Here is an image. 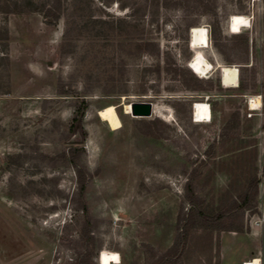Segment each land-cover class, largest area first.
I'll return each mask as SVG.
<instances>
[{
    "label": "rangeland",
    "instance_id": "obj_1",
    "mask_svg": "<svg viewBox=\"0 0 264 264\" xmlns=\"http://www.w3.org/2000/svg\"><path fill=\"white\" fill-rule=\"evenodd\" d=\"M60 2L57 22L0 12V264H100L103 250L156 264L191 195L211 218L253 179L254 208L199 221L177 264H264V0ZM233 14L251 26L231 33ZM192 27L209 32L207 78L188 67ZM218 65L238 69V87L223 86ZM144 102L163 116L126 113ZM196 102L210 104V123L194 122ZM111 105L118 130L98 116ZM71 148L82 149L83 195L60 157Z\"/></svg>",
    "mask_w": 264,
    "mask_h": 264
},
{
    "label": "trees",
    "instance_id": "obj_2",
    "mask_svg": "<svg viewBox=\"0 0 264 264\" xmlns=\"http://www.w3.org/2000/svg\"><path fill=\"white\" fill-rule=\"evenodd\" d=\"M60 11V0H45L42 4H39L38 2H36V0H0V12L6 15H21L30 12H41L43 13L46 20L57 22L60 18ZM216 33L217 28H213L212 35L215 39H217ZM80 110L81 109H79V112H77V114L80 113L82 116L84 108L81 111ZM75 119H77V116ZM81 151L82 149L80 148H71L68 153L65 152L60 157L63 161L70 163L71 165H73V167L76 168L77 181L79 184V194L83 195L86 189L87 177L85 172L80 169L77 164V159ZM194 173L191 176V183L188 184V187L190 185L189 190L191 189L192 181H194ZM258 184V179H253L250 182L246 192L239 197L238 201L234 202L231 207L222 210L217 215L211 216V218L206 213L199 212V209L194 206V195H191L189 201L193 207L190 209L189 213L182 214V216L180 217V223L182 226H180L181 230L179 229L180 232L176 238L174 245L165 254L163 260L160 262L158 261L156 264H177V262L182 259L187 249L192 230L195 225L199 223V221L203 223H206L208 221L209 224L212 220L213 226L216 227L222 225L221 223L224 222V220H226L228 217L237 215V213L240 212L243 213L248 209L254 208V201L258 195ZM229 231L232 230H230L229 228ZM234 231L238 233L243 232V230L240 228H237Z\"/></svg>",
    "mask_w": 264,
    "mask_h": 264
},
{
    "label": "bare ground",
    "instance_id": "obj_3",
    "mask_svg": "<svg viewBox=\"0 0 264 264\" xmlns=\"http://www.w3.org/2000/svg\"><path fill=\"white\" fill-rule=\"evenodd\" d=\"M251 26V18L246 15L233 14L229 21V29L233 34H240L244 28ZM210 45L209 32L205 27H192L190 30V48L194 51L193 58L188 62V67L199 77L207 78L208 74L214 70V65L205 56L204 50ZM221 73L222 84L225 87H238L239 71L236 67L218 65ZM251 110H259L261 101L259 97H250ZM126 113L131 114V104L125 105ZM153 114L163 116L162 111L153 105ZM98 116L106 122L112 130L121 128L122 123L114 105L107 106L98 111ZM194 122L206 124L212 121L211 107L205 102H196L193 106ZM100 264H120V256L115 252L103 250L99 258ZM245 264H261V260L255 257Z\"/></svg>",
    "mask_w": 264,
    "mask_h": 264
},
{
    "label": "water",
    "instance_id": "obj_4",
    "mask_svg": "<svg viewBox=\"0 0 264 264\" xmlns=\"http://www.w3.org/2000/svg\"><path fill=\"white\" fill-rule=\"evenodd\" d=\"M131 114L135 117H151L153 115V104L150 102L132 103Z\"/></svg>",
    "mask_w": 264,
    "mask_h": 264
},
{
    "label": "crops",
    "instance_id": "obj_5",
    "mask_svg": "<svg viewBox=\"0 0 264 264\" xmlns=\"http://www.w3.org/2000/svg\"><path fill=\"white\" fill-rule=\"evenodd\" d=\"M234 88H236V87H234ZM252 229H253V226H252ZM258 258H259V257H258ZM253 259H254V258H253ZM253 259H252V260H253ZM260 260H261V259H260ZM250 261H251V260H250ZM247 262H249V261H246L245 263H247ZM262 262H263V261L261 260V264H262Z\"/></svg>",
    "mask_w": 264,
    "mask_h": 264
},
{
    "label": "built area",
    "instance_id": "obj_6",
    "mask_svg": "<svg viewBox=\"0 0 264 264\" xmlns=\"http://www.w3.org/2000/svg\"><path fill=\"white\" fill-rule=\"evenodd\" d=\"M208 101V100H207ZM210 105V104H209ZM245 264V263H244Z\"/></svg>",
    "mask_w": 264,
    "mask_h": 264
}]
</instances>
